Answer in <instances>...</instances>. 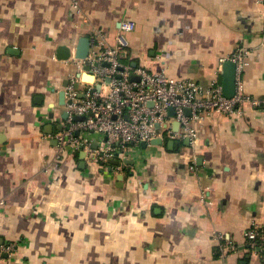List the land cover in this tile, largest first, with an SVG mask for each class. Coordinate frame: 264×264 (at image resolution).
<instances>
[{
  "label": "crops",
  "instance_id": "crops-1",
  "mask_svg": "<svg viewBox=\"0 0 264 264\" xmlns=\"http://www.w3.org/2000/svg\"><path fill=\"white\" fill-rule=\"evenodd\" d=\"M125 20L126 64L209 88L242 46L244 90L264 97L262 0H0V246L16 243L0 264H263L244 237L264 223V110L248 102L203 118L194 150L140 141L115 164L65 146L54 160L79 37L113 45Z\"/></svg>",
  "mask_w": 264,
  "mask_h": 264
},
{
  "label": "built area",
  "instance_id": "built-area-1",
  "mask_svg": "<svg viewBox=\"0 0 264 264\" xmlns=\"http://www.w3.org/2000/svg\"><path fill=\"white\" fill-rule=\"evenodd\" d=\"M134 27V21H122L113 45L106 44V33L97 29L91 45L98 49L84 59L72 58L77 73L68 74L64 87L68 115L62 129L54 134L58 146L54 160H59L65 146L81 149L96 161L123 160L130 144L137 146L140 141L150 144L155 138L187 139L194 150L198 142L197 124L203 118L213 113H241V106L246 102L264 110V97L244 90L242 71L247 52L242 46H237L228 57L236 65V90L227 98L222 93L220 76L211 87L203 88L190 79L172 78L144 66L122 63L120 52L129 44L125 33ZM87 71L93 77L92 82L82 80L80 74ZM82 115L85 119H74ZM92 139L97 142L96 147L92 146ZM196 159L193 152L190 169H195ZM244 237L250 251L264 264V223L252 222L245 229ZM215 239L219 249L233 248V243L221 233H216ZM15 248L16 243L9 242L1 245L0 251L11 253Z\"/></svg>",
  "mask_w": 264,
  "mask_h": 264
},
{
  "label": "water",
  "instance_id": "water-1",
  "mask_svg": "<svg viewBox=\"0 0 264 264\" xmlns=\"http://www.w3.org/2000/svg\"><path fill=\"white\" fill-rule=\"evenodd\" d=\"M91 43H92V39L91 37L84 35V36H80L76 47H75V56L79 59H84L88 56V54L90 53V48H91ZM57 52L58 55L57 57L60 59H66L70 56V49L66 46V45H59L57 47ZM235 62H233L231 59H226L223 64H222V70H221V83H222V93L225 97L230 98L235 94V90H236V67H235ZM107 81H109V78L106 79ZM59 104H63L64 103V91H60L59 93ZM170 113L172 114V109L170 108ZM68 115L67 111H65L63 113V117L66 118ZM75 120L79 121V120H83L85 119V116H75L74 117ZM175 127H177V123H175ZM59 129H62V125L59 126ZM76 135L79 134V130H76L75 132ZM187 142V139H185V143ZM152 144H162L163 140L161 138H155L153 140H151ZM166 144L169 148L172 147H176L178 145V141L175 140H168L166 141ZM97 146V142L94 141L93 143V147ZM84 153V151H82ZM82 153V154H83ZM85 154V153H84ZM127 155V153H126ZM91 156L93 157V154H91ZM125 160V159H124ZM111 162L117 164L118 163V159H110ZM123 174L119 173L117 175V179L122 180L123 179Z\"/></svg>",
  "mask_w": 264,
  "mask_h": 264
},
{
  "label": "trees",
  "instance_id": "trees-1",
  "mask_svg": "<svg viewBox=\"0 0 264 264\" xmlns=\"http://www.w3.org/2000/svg\"><path fill=\"white\" fill-rule=\"evenodd\" d=\"M120 61L123 62V63H127V61H125L124 58L123 59L121 58Z\"/></svg>",
  "mask_w": 264,
  "mask_h": 264
}]
</instances>
